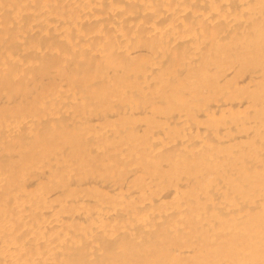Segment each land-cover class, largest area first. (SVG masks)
I'll list each match as a JSON object with an SVG mask.
<instances>
[{
    "label": "bare ground",
    "instance_id": "1",
    "mask_svg": "<svg viewBox=\"0 0 264 264\" xmlns=\"http://www.w3.org/2000/svg\"><path fill=\"white\" fill-rule=\"evenodd\" d=\"M0 264H264V0H0Z\"/></svg>",
    "mask_w": 264,
    "mask_h": 264
}]
</instances>
